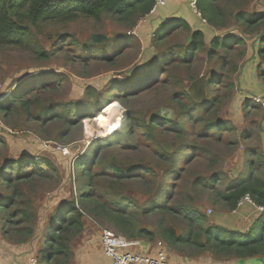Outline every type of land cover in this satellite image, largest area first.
<instances>
[{
	"label": "rangeland",
	"instance_id": "374dc122",
	"mask_svg": "<svg viewBox=\"0 0 264 264\" xmlns=\"http://www.w3.org/2000/svg\"><path fill=\"white\" fill-rule=\"evenodd\" d=\"M163 4L158 6L164 8ZM213 5L221 15L207 22L219 32L212 30V34L204 37L205 47L196 52L189 64L177 60L163 62L162 52L171 46L184 47L189 33L178 28L154 44L159 21L154 14L158 6L149 15L138 16L132 26L106 14L99 20L78 18L31 27L30 40L24 47H0V102L5 103L14 92H21L27 86L34 89L26 95H31L28 111L15 102L10 112H0V234L3 237L21 244L41 236L44 245L58 208L77 199L85 182L78 172L79 160L92 162L95 157V164L89 167L93 174L114 161L124 168L140 163L155 165L159 176L163 175L167 162L156 159L155 143L146 141L134 124L148 120L159 111L176 119L179 108L171 101L174 94L190 108L191 115L190 120L183 121L188 132L185 146L189 148L184 147L179 155L180 175L165 178L168 194H174L181 207L202 212L210 209V214L204 212L210 219L213 213L227 210L220 195L236 183L252 179L264 182V155L257 140L258 134L263 135L260 130L264 129V111L261 113V103H254L257 99H250L260 98L261 94L248 71L257 56L242 68L246 75H237L240 65L248 58L246 44H250L246 40L257 39L264 32V20L257 18L250 24L253 15L264 14V0H216ZM236 9L251 16L247 25L235 19ZM167 13L162 17L170 18ZM204 16L209 20L207 14ZM195 24H190L192 29ZM94 34L104 37L93 39ZM215 39L218 44L231 46L230 49L212 47L210 43ZM43 48L48 49L46 58L38 55ZM209 50L214 51L208 55ZM254 51L261 54L256 46ZM114 54L113 60L108 61L106 57ZM258 68L264 70V66ZM150 69L156 70L155 79L145 88L134 87L135 80ZM161 70L164 72L160 73ZM212 78L217 83H210ZM88 85L97 88L91 98L84 94ZM212 98L217 103L213 111H206ZM110 103L116 105L118 114L108 117L103 110ZM66 110L69 114L64 120L62 112ZM101 116L108 119V130L101 127ZM119 116L120 127H113ZM216 119L220 128L205 129L207 122ZM128 126L133 130L131 136L125 131ZM157 127L158 142L178 144L171 128L167 131L162 123ZM116 130L123 137L119 145L112 144L103 151L95 148L98 138H106ZM261 143L264 148L262 140ZM25 159L36 162L42 171H33L27 178L19 179V172L34 168ZM15 161L22 162L18 173L16 167L4 168ZM7 181H11L10 185ZM94 183L89 188H94ZM98 186V192L106 200L120 198L116 191L126 195L149 190L131 183L115 186L113 190L105 180H100ZM136 199L139 206L147 205L153 199V192ZM23 212L28 217L23 219ZM83 218L121 234L106 210L97 209ZM138 220L152 227L157 217L139 216ZM165 222L181 227L179 220L167 218ZM26 227L33 229L31 237H26ZM76 236H71V240ZM223 254L220 256L233 253Z\"/></svg>",
	"mask_w": 264,
	"mask_h": 264
},
{
	"label": "trees",
	"instance_id": "16d2710c",
	"mask_svg": "<svg viewBox=\"0 0 264 264\" xmlns=\"http://www.w3.org/2000/svg\"><path fill=\"white\" fill-rule=\"evenodd\" d=\"M215 1L197 0V8L207 24V21L212 22L214 16L221 14L213 5ZM155 4L156 0H0V47H24L28 45L30 40L31 27L54 22H70L78 18L99 20L106 14L117 21L125 22L132 26L138 16L144 15L143 17H145L152 13L151 10ZM206 14L209 20H206L204 16ZM193 15L195 14L193 13ZM256 16L258 17L252 18L250 23H255L257 18L264 20V15ZM235 19L238 21L243 20V23L247 25L248 18L245 17L242 10L237 11ZM178 28L188 31L189 40L184 47L176 45L169 47L166 52L163 51L162 60L163 62L177 60L181 63L189 64L196 52L205 47V42L203 32L199 29H192L189 22L183 17L171 16L158 21L153 42L155 44L158 41H163ZM260 37L264 41V37L262 35ZM233 40L238 41V38ZM125 41L127 42L128 40L125 38ZM210 44L212 47L228 48L222 42L218 44L216 39L212 40ZM213 51L209 50L208 55L213 53ZM47 52L48 49L43 48L39 50L38 55L46 58ZM114 57L115 54L106 58L111 62ZM155 72L153 69H150L148 73L145 72L143 77L137 79V81L135 80L134 87H147L154 78ZM163 72L164 70H161L160 73ZM210 83L217 82L215 78H212ZM32 89L29 86L22 88L21 92H14L5 103L0 102V112H10L15 102H20L22 109L28 111L30 107L28 100L31 95L27 97L26 95L31 93ZM95 90H97L95 86L88 85L85 87L84 94L86 97L91 98ZM171 101L179 108L176 119L172 120L169 115L161 114V111H159L151 114L148 120H139L134 124V127L139 129V133L144 136L146 141L155 143L157 147L156 159L167 162L164 174L159 176L155 165L140 163L131 164L129 167L124 168L114 161L108 163L106 169L93 174L89 167L95 164V157L92 162L86 161L82 163L80 160L77 161L78 172H80L85 182L79 189L80 193L77 199L71 200L70 203L58 208V212L53 218L54 222L50 224V232L44 240V245L37 252L40 261L45 262L50 253L55 257H65L68 244L71 241L70 237L76 236L82 230L83 216L85 214H94L97 209L106 210V213L115 220L121 235L126 238L138 241H151L159 238L167 244L168 248L186 255H197L208 250L216 255L230 252L245 258L257 255L261 251V248L264 247V220H258L255 227L247 234L224 230L212 222L204 212L198 209L183 208L175 200L174 194H168V184L165 178L172 175H180L181 170L180 167L178 168L179 155L184 147L189 148V146H185L188 132L183 126V121L191 119L190 108L184 104L185 102L181 100V97L174 94L171 97ZM208 103L209 108L206 111L210 109L213 111L217 101L212 98ZM191 107H194V104H191ZM68 112L69 110L62 112L64 120L68 119ZM158 123H162V127L167 128V131L171 128V133L178 138V144L173 145L166 141H162L164 142L162 143L156 140ZM212 127L220 128L219 120L207 122L205 129H211ZM125 131L128 132L129 136L133 134V130L129 126L125 128ZM120 134L116 130L106 138H98L99 143L96 144L95 148L103 151L112 144L119 145L123 140ZM24 161L34 168H31L28 172L25 171V173H18L21 161L9 162V164L4 165V168L16 167L17 178L19 179L27 178L33 174V171L37 173L42 171L33 160L25 159ZM173 178L177 179V177ZM100 180L107 181L112 189L115 186L131 183L146 187L149 190L135 191L126 195H121L119 191H116L120 198L106 200L104 195L98 192ZM93 181H95L93 184L94 188H89ZM7 182L10 185L11 181ZM151 192H153V199L147 205L139 206L136 197L144 195V193L150 194ZM245 194H248L256 205L264 206V182L258 179L248 180L247 182H244V180L239 181L229 188L226 193L221 194L220 199L228 209L233 210L236 208L238 200ZM22 215L23 219L28 217L25 212ZM139 216H156V224L152 227L144 226L138 220ZM167 218L179 220L181 227L178 226L177 228L173 225H168L165 222ZM24 230L26 237H31L33 229L26 227ZM186 249H190L191 252Z\"/></svg>",
	"mask_w": 264,
	"mask_h": 264
},
{
	"label": "crops",
	"instance_id": "0c3cea01",
	"mask_svg": "<svg viewBox=\"0 0 264 264\" xmlns=\"http://www.w3.org/2000/svg\"><path fill=\"white\" fill-rule=\"evenodd\" d=\"M165 7L160 8L158 6V10L156 8L154 16L160 21H162L166 17H162V14L170 11L168 16H181L186 19L189 24L195 23L194 29H199L203 32L204 37L213 33V31H218L216 28H211L205 22L195 15H193L191 9L189 8L187 2L185 0H163ZM167 7V8H166ZM239 11L236 9L233 15ZM221 14L217 15L220 16ZM264 15V14H261ZM260 16V14H259ZM245 17H251L248 13H245ZM258 17L255 15L252 18ZM252 24V22L250 23ZM213 30V31H212ZM219 32V31H218ZM225 35V34H224ZM224 35H221L222 37ZM262 37H264V32L262 33ZM249 41V46L246 44L248 57L245 62H243L237 72V75H246L247 72L243 71L244 65L247 63L249 59L257 56L256 60H253L251 65L248 67L249 73L254 78V81L258 83L257 90L261 94V97L251 96V100H256L254 103H261L260 110L261 113L264 111L263 102L260 101L264 98V70L260 69V65L263 67L264 62H261L260 58L264 60V41H262L261 37H257V39L246 40ZM259 44H256V43ZM223 43V42H222ZM224 44V43H223ZM254 46H256L257 51L261 54H258L254 51ZM220 47V46H219ZM231 47V46H230ZM228 47V49H230ZM257 63V64H255ZM262 63V64H261ZM254 67V68H253ZM238 76L236 82L238 81ZM238 91V85H236ZM240 96L236 95V102L239 104ZM253 105V104H252ZM258 106V105H256ZM252 107V106H251ZM253 107H255L253 105ZM261 117V116H260ZM258 117V124L261 122V118ZM260 126V125H259ZM261 127V126H260ZM258 128V125H257ZM257 131V129H256ZM263 135H259L258 132V143L260 147V153L264 155L263 144L264 142V129L260 130ZM262 155V156H263ZM227 208V207H226ZM207 213V211L204 210ZM210 214V213H207ZM213 217H210V220L220 226L224 230L235 231L242 234H247L250 230H252L256 222L258 220H264V212H258L252 205L245 203L241 206H236L235 209L227 210L213 213ZM100 231L101 228L92 220L83 218L82 219V230L81 232L74 237L70 243L68 244L67 255L65 257H55L52 253L48 254L47 260L45 262L40 261L37 252L39 247L42 246L41 241L42 238L36 239L35 241H27L21 244H13L12 240L3 237L0 234V264H26L29 257L34 256L37 258L38 264H109V258L105 256L102 246L100 244ZM46 234L45 238L47 237ZM44 238V240H45ZM146 246L133 245L128 249L132 252L142 253L144 255L153 256L157 252L156 241L157 239L146 241ZM165 243V242H164ZM166 244V243H165ZM166 254L167 259L170 264H264V247L261 248V251L252 257L241 258L235 254H227L226 256L216 255L208 250L203 251L197 255H186L182 252L173 250L168 248L166 244ZM224 255V254H223Z\"/></svg>",
	"mask_w": 264,
	"mask_h": 264
},
{
	"label": "built area",
	"instance_id": "2783aa9c",
	"mask_svg": "<svg viewBox=\"0 0 264 264\" xmlns=\"http://www.w3.org/2000/svg\"><path fill=\"white\" fill-rule=\"evenodd\" d=\"M186 2L192 12L197 17H199L202 22L205 23V19L202 18L201 13L197 8V0H186ZM161 4H163V0H156V4L153 6L151 12H153L155 8ZM115 120H118V118H116ZM115 127L119 128L120 122H117ZM245 203L252 205L258 212H264V206L256 205L250 199L248 194L243 195L238 200L237 206H241ZM207 213H211V210L208 209ZM100 244L105 256L109 258V264H170L166 254V244L161 240L156 241V254L153 256H148L142 253L132 252L128 249L133 245H138V240L128 239L121 234L114 233L110 229L101 228ZM26 264H38L37 258L34 256L29 257Z\"/></svg>",
	"mask_w": 264,
	"mask_h": 264
},
{
	"label": "bare ground",
	"instance_id": "6f19581e",
	"mask_svg": "<svg viewBox=\"0 0 264 264\" xmlns=\"http://www.w3.org/2000/svg\"><path fill=\"white\" fill-rule=\"evenodd\" d=\"M103 112L105 114H107L108 117H111L114 114H118L116 105L115 104H112V103H110L108 106H106V108L103 110ZM120 118L121 117L119 116L118 120H115L114 121L115 125H116L117 122H120ZM99 120H100L101 127H106V129L108 130V127H107V125H108V119L105 116H101ZM110 128L111 127L109 126V129Z\"/></svg>",
	"mask_w": 264,
	"mask_h": 264
},
{
	"label": "water",
	"instance_id": "95a60500",
	"mask_svg": "<svg viewBox=\"0 0 264 264\" xmlns=\"http://www.w3.org/2000/svg\"><path fill=\"white\" fill-rule=\"evenodd\" d=\"M102 37H104V36H102V35H100V34H94V35H92V38H93V39H96V38H102ZM138 245H140V246H146L147 243L144 242L143 240H139V241H138Z\"/></svg>",
	"mask_w": 264,
	"mask_h": 264
},
{
	"label": "snow or ice",
	"instance_id": "6c2138e0",
	"mask_svg": "<svg viewBox=\"0 0 264 264\" xmlns=\"http://www.w3.org/2000/svg\"><path fill=\"white\" fill-rule=\"evenodd\" d=\"M113 127H115V125Z\"/></svg>",
	"mask_w": 264,
	"mask_h": 264
}]
</instances>
